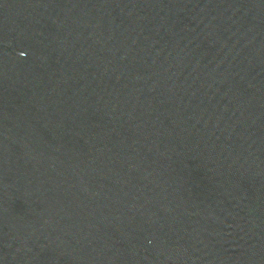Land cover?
Segmentation results:
<instances>
[{
  "label": "water",
  "instance_id": "95a60500",
  "mask_svg": "<svg viewBox=\"0 0 264 264\" xmlns=\"http://www.w3.org/2000/svg\"><path fill=\"white\" fill-rule=\"evenodd\" d=\"M0 264H264V0H0Z\"/></svg>",
  "mask_w": 264,
  "mask_h": 264
}]
</instances>
